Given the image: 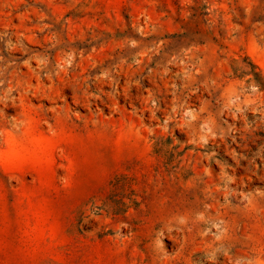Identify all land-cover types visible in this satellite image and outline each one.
<instances>
[{"label": "rangeland", "instance_id": "1", "mask_svg": "<svg viewBox=\"0 0 264 264\" xmlns=\"http://www.w3.org/2000/svg\"><path fill=\"white\" fill-rule=\"evenodd\" d=\"M0 264H264V0H0Z\"/></svg>", "mask_w": 264, "mask_h": 264}]
</instances>
